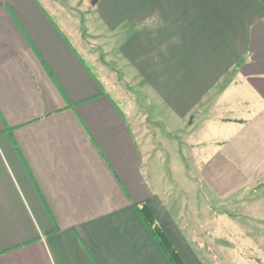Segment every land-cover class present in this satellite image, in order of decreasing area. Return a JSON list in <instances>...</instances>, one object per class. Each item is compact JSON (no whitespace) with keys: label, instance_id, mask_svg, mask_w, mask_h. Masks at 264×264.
Instances as JSON below:
<instances>
[{"label":"crops","instance_id":"obj_1","mask_svg":"<svg viewBox=\"0 0 264 264\" xmlns=\"http://www.w3.org/2000/svg\"><path fill=\"white\" fill-rule=\"evenodd\" d=\"M58 1L0 0V264H169L138 206L184 264H206L83 43L152 97L188 151L214 142L192 175L211 195L264 208V0ZM219 123L220 137L192 139Z\"/></svg>","mask_w":264,"mask_h":264},{"label":"rangeland","instance_id":"obj_2","mask_svg":"<svg viewBox=\"0 0 264 264\" xmlns=\"http://www.w3.org/2000/svg\"><path fill=\"white\" fill-rule=\"evenodd\" d=\"M58 2L63 3L62 0ZM75 14L82 18L81 12ZM71 21L75 28L83 27L81 21L80 24L74 19ZM83 44L90 68L99 70L127 117H133L141 131L146 132V145L152 148L148 170L154 174L160 196L182 229L183 244H188L198 259L206 264H264V208H254L260 203L248 196L243 197V201L220 199L216 193L210 194L208 182L192 176L198 173L196 164L206 163V158L214 151V142H206L188 151L190 147L182 142L180 130L172 128L174 122H165L168 114L158 112L160 109L155 104L147 103L152 97L149 94L144 97L137 85L125 82L122 70L115 71L105 63L100 49L87 40ZM108 62L115 64L112 60ZM230 105L232 110L240 113L247 110L235 100ZM127 109L131 110L128 114ZM128 120L131 123V118ZM222 126L221 123L215 128L197 126L191 137L211 141L223 134ZM238 197L242 199V196Z\"/></svg>","mask_w":264,"mask_h":264},{"label":"trees","instance_id":"obj_3","mask_svg":"<svg viewBox=\"0 0 264 264\" xmlns=\"http://www.w3.org/2000/svg\"><path fill=\"white\" fill-rule=\"evenodd\" d=\"M137 209L148 231L166 257L169 264H184L164 230H162L160 225L156 222L153 215L147 211L145 206H138Z\"/></svg>","mask_w":264,"mask_h":264},{"label":"water","instance_id":"obj_4","mask_svg":"<svg viewBox=\"0 0 264 264\" xmlns=\"http://www.w3.org/2000/svg\"><path fill=\"white\" fill-rule=\"evenodd\" d=\"M96 2V0H92L91 3L94 4Z\"/></svg>","mask_w":264,"mask_h":264}]
</instances>
